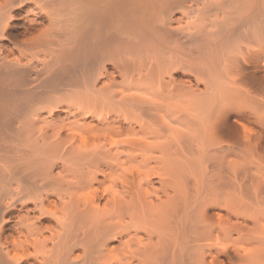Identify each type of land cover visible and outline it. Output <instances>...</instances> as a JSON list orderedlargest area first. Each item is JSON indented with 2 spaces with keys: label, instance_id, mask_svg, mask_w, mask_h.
<instances>
[{
  "label": "bare ground",
  "instance_id": "obj_1",
  "mask_svg": "<svg viewBox=\"0 0 264 264\" xmlns=\"http://www.w3.org/2000/svg\"><path fill=\"white\" fill-rule=\"evenodd\" d=\"M0 264H264V0H0Z\"/></svg>",
  "mask_w": 264,
  "mask_h": 264
}]
</instances>
